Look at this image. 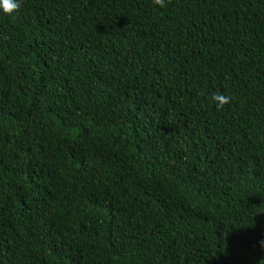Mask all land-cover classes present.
<instances>
[{
	"label": "trees",
	"instance_id": "trees-1",
	"mask_svg": "<svg viewBox=\"0 0 264 264\" xmlns=\"http://www.w3.org/2000/svg\"><path fill=\"white\" fill-rule=\"evenodd\" d=\"M262 241L264 0L0 13V264H264Z\"/></svg>",
	"mask_w": 264,
	"mask_h": 264
},
{
	"label": "clouds",
	"instance_id": "clouds-1",
	"mask_svg": "<svg viewBox=\"0 0 264 264\" xmlns=\"http://www.w3.org/2000/svg\"><path fill=\"white\" fill-rule=\"evenodd\" d=\"M156 5L164 6L165 0H153ZM21 0H0V13L12 16L19 11ZM211 100L215 103L216 108L220 109L231 100L230 96L220 92L213 93ZM264 243V241H262Z\"/></svg>",
	"mask_w": 264,
	"mask_h": 264
}]
</instances>
